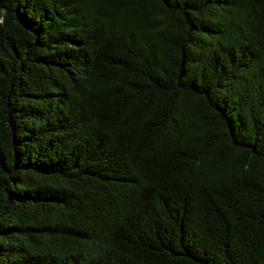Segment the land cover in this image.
Masks as SVG:
<instances>
[{
  "label": "trees",
  "instance_id": "obj_1",
  "mask_svg": "<svg viewBox=\"0 0 264 264\" xmlns=\"http://www.w3.org/2000/svg\"><path fill=\"white\" fill-rule=\"evenodd\" d=\"M0 264H264V0H0Z\"/></svg>",
  "mask_w": 264,
  "mask_h": 264
}]
</instances>
